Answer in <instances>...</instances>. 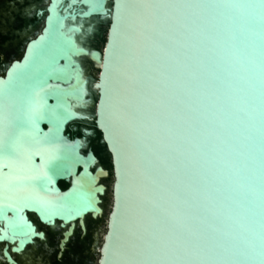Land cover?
<instances>
[{
  "label": "water",
  "instance_id": "1",
  "mask_svg": "<svg viewBox=\"0 0 264 264\" xmlns=\"http://www.w3.org/2000/svg\"><path fill=\"white\" fill-rule=\"evenodd\" d=\"M81 4L110 21L102 55L52 8L0 78V223L41 240L26 212L72 224L63 245L103 217L85 140L65 134L95 118L114 175L96 264H264V0ZM83 57L100 70L94 115Z\"/></svg>",
  "mask_w": 264,
  "mask_h": 264
},
{
  "label": "flooded vegetation",
  "instance_id": "2",
  "mask_svg": "<svg viewBox=\"0 0 264 264\" xmlns=\"http://www.w3.org/2000/svg\"><path fill=\"white\" fill-rule=\"evenodd\" d=\"M52 8L62 16L65 9L70 10V15L75 13L74 20L68 18L64 26L66 29L76 28L78 32L73 31L65 35V38H70L76 47L89 53L98 51L103 54L110 21L99 16L83 17L86 8L81 4V0H0V78H4L15 64L22 62L31 43L42 35ZM81 64L86 75L92 79L93 75L97 74L96 80L93 79L90 83L94 104L89 112L94 115L97 103V90L94 85L100 70L90 57H83ZM65 134L72 141L85 140L80 154L84 159L92 157L91 163L86 164L87 171L96 176L95 186L104 188L103 194L98 195L103 217L93 220L91 215H87L84 218L85 231L81 229L78 221L75 222L72 234L63 245L64 234L69 232L72 224L63 225L62 222L55 221L49 226L43 224L37 214L26 212L35 233L43 234L44 238L41 240L29 234L13 235L9 227H5L4 222H1L0 238L3 239L0 240V264H93L94 255L99 256V251H95V244L106 215L107 203L110 202V207L112 204L114 175L111 156L96 127L95 118L71 123L67 126ZM82 171L81 167L77 174ZM7 175L12 181L13 169L8 170ZM57 186L61 192H65L72 186V179L60 181ZM8 217L11 219L12 214L8 213ZM5 252L13 263L9 262Z\"/></svg>",
  "mask_w": 264,
  "mask_h": 264
},
{
  "label": "rangeland",
  "instance_id": "3",
  "mask_svg": "<svg viewBox=\"0 0 264 264\" xmlns=\"http://www.w3.org/2000/svg\"><path fill=\"white\" fill-rule=\"evenodd\" d=\"M96 77H97V74L95 73L94 75H93V79L94 80H96ZM110 211V202H108L107 203V206H106V215H105V218H104V221H103V224L105 223V221H106V217H107V213ZM102 224V226H101V229H100V231H99V238H98V240H97V242H96V244H95V251L96 252H98V250H99V247H100V245H101V241H102V235L104 234V231H105V229H104V225ZM97 259H98V254H95L94 255V261H93V264H96V262H97Z\"/></svg>",
  "mask_w": 264,
  "mask_h": 264
}]
</instances>
